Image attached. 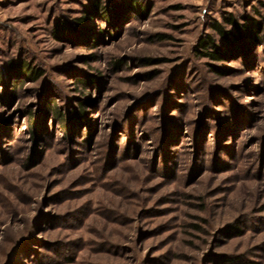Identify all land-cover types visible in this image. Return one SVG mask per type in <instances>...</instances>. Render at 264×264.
I'll return each mask as SVG.
<instances>
[{
	"label": "rangeland",
	"instance_id": "374dc122",
	"mask_svg": "<svg viewBox=\"0 0 264 264\" xmlns=\"http://www.w3.org/2000/svg\"><path fill=\"white\" fill-rule=\"evenodd\" d=\"M0 264H264V0H0Z\"/></svg>",
	"mask_w": 264,
	"mask_h": 264
},
{
	"label": "trees",
	"instance_id": "16d2710c",
	"mask_svg": "<svg viewBox=\"0 0 264 264\" xmlns=\"http://www.w3.org/2000/svg\"><path fill=\"white\" fill-rule=\"evenodd\" d=\"M94 9H96V7ZM82 21L83 22H81V23H84V20H82ZM202 43H203L204 49H206V50L212 46V43L211 42L206 43L204 41ZM205 53H207L206 55L208 57H211L214 60H220V59H222V55L219 53V51H216V52H205ZM21 71L23 72L24 75L29 76L31 74V76H33L35 78H37L38 76H40L41 73H42V72H36L34 70H31L30 68L27 67L26 64L22 65ZM19 84H22V82H20ZM80 84H83V83H80ZM83 106H84L83 103H81V105H80L79 108L81 109V107H83ZM53 107H54V109L52 111H54L55 118L58 119L59 124L60 123L65 124V118L63 116V113L61 111L57 110L54 105H53ZM82 115H83V111L81 109L78 113L75 114V117L78 118V117H81Z\"/></svg>",
	"mask_w": 264,
	"mask_h": 264
}]
</instances>
